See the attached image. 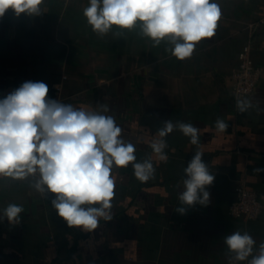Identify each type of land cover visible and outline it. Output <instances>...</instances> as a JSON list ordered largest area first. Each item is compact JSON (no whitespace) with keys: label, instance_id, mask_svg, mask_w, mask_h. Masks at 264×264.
Returning a JSON list of instances; mask_svg holds the SVG:
<instances>
[{"label":"crops","instance_id":"1","mask_svg":"<svg viewBox=\"0 0 264 264\" xmlns=\"http://www.w3.org/2000/svg\"><path fill=\"white\" fill-rule=\"evenodd\" d=\"M217 3L216 34L185 60L166 51V40L153 47L138 28L113 26L99 37L83 15L88 0H45L40 16L9 9L0 18V99L25 81H43L48 96L62 103L85 110L106 104V115L136 145L137 162L151 157L156 170L141 183L131 164L117 169L113 218L91 233L69 228L51 206L54 194L42 197L31 187L34 177H0V209L24 208L20 224L0 220V264H228L226 235L247 231L257 247L264 242V212L251 221L228 214L240 182L264 201V172L253 171L264 168V0ZM246 45L261 68L246 98L261 111L240 113L232 74ZM217 118L228 123L227 131H216ZM168 120L199 128L200 144L174 129L164 138L168 160L162 162L150 145ZM198 148L215 175L210 203L181 215L175 209L182 206L184 168Z\"/></svg>","mask_w":264,"mask_h":264},{"label":"clouds","instance_id":"2","mask_svg":"<svg viewBox=\"0 0 264 264\" xmlns=\"http://www.w3.org/2000/svg\"><path fill=\"white\" fill-rule=\"evenodd\" d=\"M45 0H0V18L12 9L19 16H40ZM83 15L99 37L118 29H139L138 35L149 38L153 47L162 41L166 51L179 60L191 58L196 46L216 34L221 8L217 0H88ZM115 35L121 36L122 32ZM43 81H25L0 99V177L24 180L34 177L31 187L42 197L54 194L51 206L69 228L91 233L101 220L110 221L115 196L116 170L131 164L135 178L146 183L155 178L151 157L137 162L136 145L126 141L109 107L96 110L76 108L48 96ZM240 113L259 106L252 100L237 99ZM229 125L217 118L216 131L223 133ZM178 129L200 144V129L192 123L165 121L157 130L159 139L150 147L162 162L168 160L164 139ZM197 149L184 168L183 188L179 193L181 215L188 207L210 203L207 190L215 175ZM255 173L264 168H255ZM180 185L178 184L177 187ZM22 205L10 203L0 209V220L10 225L21 223ZM228 264H264V242H257L247 232L235 231L224 237ZM251 257V259H249Z\"/></svg>","mask_w":264,"mask_h":264},{"label":"built area","instance_id":"3","mask_svg":"<svg viewBox=\"0 0 264 264\" xmlns=\"http://www.w3.org/2000/svg\"><path fill=\"white\" fill-rule=\"evenodd\" d=\"M261 68L256 66L250 56V46L246 45L238 53V66L232 74L233 96L237 100L249 97L256 89ZM264 212V201L254 189L243 182L234 188V199L228 206V214L238 220L251 221Z\"/></svg>","mask_w":264,"mask_h":264},{"label":"rangeland","instance_id":"4","mask_svg":"<svg viewBox=\"0 0 264 264\" xmlns=\"http://www.w3.org/2000/svg\"><path fill=\"white\" fill-rule=\"evenodd\" d=\"M258 192V191H257ZM259 193V192H258ZM260 194V193H259Z\"/></svg>","mask_w":264,"mask_h":264}]
</instances>
